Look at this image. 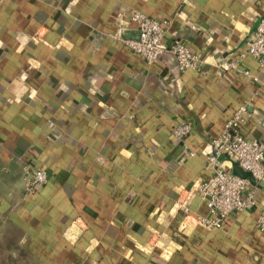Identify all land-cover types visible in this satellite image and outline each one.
<instances>
[{
	"label": "crops",
	"instance_id": "obj_1",
	"mask_svg": "<svg viewBox=\"0 0 264 264\" xmlns=\"http://www.w3.org/2000/svg\"><path fill=\"white\" fill-rule=\"evenodd\" d=\"M134 10L203 66L134 54ZM263 15L264 0H0V264H264V186L221 228L197 192L238 107L264 144V67L239 58ZM229 59L249 75L218 73ZM35 169L47 181L25 196Z\"/></svg>",
	"mask_w": 264,
	"mask_h": 264
},
{
	"label": "built area",
	"instance_id": "obj_2",
	"mask_svg": "<svg viewBox=\"0 0 264 264\" xmlns=\"http://www.w3.org/2000/svg\"><path fill=\"white\" fill-rule=\"evenodd\" d=\"M130 20L135 24L138 38L123 39V42L147 63H153L168 52L175 56L181 70L188 68L199 70L203 66V59L186 45L177 41L171 43L164 41L168 21L149 17L138 10L131 11ZM245 44L246 50L239 58L249 55L264 67V15L253 31V37ZM239 63L240 59L225 60L219 65L218 73L238 71L249 75L247 70L239 67ZM253 79L257 80L256 77ZM249 116L245 106L238 107L226 121L223 133L212 140V149L205 158V167L212 174L197 185L198 195L206 201L212 213L209 219H199L205 227L221 228L228 215L256 207L254 184L264 186V144L256 139H246L240 133V126L246 123ZM190 129V121L183 120L171 131L172 135L181 141ZM223 158L236 163L242 171L249 173L251 179L222 168ZM46 181L47 175L44 170H31L26 177L24 195L34 194L36 188ZM256 226L264 231V214L258 215Z\"/></svg>",
	"mask_w": 264,
	"mask_h": 264
},
{
	"label": "water",
	"instance_id": "obj_3",
	"mask_svg": "<svg viewBox=\"0 0 264 264\" xmlns=\"http://www.w3.org/2000/svg\"><path fill=\"white\" fill-rule=\"evenodd\" d=\"M136 32H137V31H136ZM137 38H138V32H137V37H136L135 39H137ZM232 172H233L234 174H238V175H240V176H242V177H248V178L251 179L249 173L242 171V170L236 165V163H233V165H232Z\"/></svg>",
	"mask_w": 264,
	"mask_h": 264
}]
</instances>
